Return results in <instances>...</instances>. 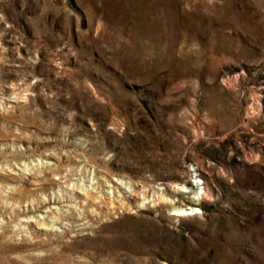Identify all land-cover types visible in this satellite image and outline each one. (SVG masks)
<instances>
[{
    "label": "rangeland",
    "instance_id": "rangeland-1",
    "mask_svg": "<svg viewBox=\"0 0 264 264\" xmlns=\"http://www.w3.org/2000/svg\"><path fill=\"white\" fill-rule=\"evenodd\" d=\"M0 264H264V0H0Z\"/></svg>",
    "mask_w": 264,
    "mask_h": 264
},
{
    "label": "built area",
    "instance_id": "built-area-1",
    "mask_svg": "<svg viewBox=\"0 0 264 264\" xmlns=\"http://www.w3.org/2000/svg\"><path fill=\"white\" fill-rule=\"evenodd\" d=\"M189 171H190V175H191V179H190V184L191 186L193 187V191H195L193 194H197V196L201 193V189H202V181L201 179L199 178H196L194 177L195 174H194V168H189ZM194 210V212L188 214V215H194V214H199L200 213V210L198 209V207H192ZM170 214L173 215V216H179L177 214H175L173 211H170Z\"/></svg>",
    "mask_w": 264,
    "mask_h": 264
},
{
    "label": "bare ground",
    "instance_id": "bare-ground-1",
    "mask_svg": "<svg viewBox=\"0 0 264 264\" xmlns=\"http://www.w3.org/2000/svg\"><path fill=\"white\" fill-rule=\"evenodd\" d=\"M182 189V188H181ZM188 214H190V212H188L187 210H185V209H181V211H180V213H179V215H188Z\"/></svg>",
    "mask_w": 264,
    "mask_h": 264
}]
</instances>
